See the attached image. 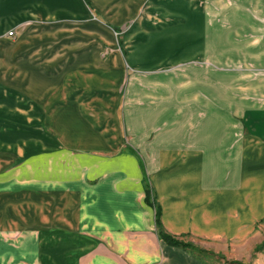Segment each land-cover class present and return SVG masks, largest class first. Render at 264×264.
Instances as JSON below:
<instances>
[{"label":"crops","instance_id":"obj_1","mask_svg":"<svg viewBox=\"0 0 264 264\" xmlns=\"http://www.w3.org/2000/svg\"><path fill=\"white\" fill-rule=\"evenodd\" d=\"M161 3L0 0V36L29 47L0 67L48 131L0 145V264H206L158 237L148 188L162 229L206 251L264 216V88L228 68L236 34L219 41L197 0L187 24ZM166 64L187 76L148 77Z\"/></svg>","mask_w":264,"mask_h":264},{"label":"rangeland","instance_id":"obj_2","mask_svg":"<svg viewBox=\"0 0 264 264\" xmlns=\"http://www.w3.org/2000/svg\"><path fill=\"white\" fill-rule=\"evenodd\" d=\"M160 1H163L161 4L166 9L171 8L173 5L180 6V10L176 11L175 16L185 21L184 24L188 23L189 0H159V2ZM252 1L253 0H197V5L206 13V17L212 21L213 24L211 27L213 28V34L219 41L221 29L229 30L236 34L238 41L234 43H236V49H238L239 53L237 54L234 52L236 57L234 56L233 60H230L228 68L230 70L234 69L235 72H239V76H244L246 87H248L249 84L253 85V83H258L260 84L259 87L263 89L264 70L258 66L261 61H254L252 55L253 52L264 49V41L253 42L254 39L260 38L261 34L259 30L262 29L264 31V3L263 1ZM165 14L172 15L169 11H166ZM242 18L247 23L242 22ZM167 20L164 21L167 22ZM164 21L162 20L160 25L166 26V22ZM238 22L240 25H237ZM222 24H225V26ZM9 33L13 34L9 35ZM18 38L14 30L10 29L4 37L0 36V49H28V45L23 47L18 43ZM162 42H156L154 44L152 41H146L143 44L145 46V50L143 51L145 54L144 57L151 54L152 50L170 51L176 46V43L173 41L170 43ZM125 44L128 51L132 48L133 50L137 48V43L131 42ZM213 44L214 46H218L222 43L214 42ZM230 49H232V47H230ZM242 55H244L243 58ZM148 57L151 59V56ZM160 57L162 58L163 55ZM261 60L263 61L264 58ZM187 66L188 64H182L175 69L172 64H166L164 72L169 74L162 73L163 71L161 72L160 69L157 71L159 74H150L151 76L148 77L158 78L160 76L171 75L170 77L183 80L187 76V74L183 73V71L187 69ZM12 70L11 68L10 71ZM4 71L7 70L0 67V145H19L20 143L28 142L42 143L47 139L48 131L45 129L44 123L38 120L40 118L39 115H35L33 118L31 117L32 120H29L31 119L29 116H25V114L31 113L29 109L33 108L24 100V97L31 100L30 97L23 95L24 89L26 88H18L22 86H19V83L16 81H7V77L12 74L8 73L9 70L7 73ZM144 77H146L144 74H135L134 71H131L129 81L131 78L138 79ZM126 85L125 83L124 88H126ZM10 109L12 110L10 111ZM36 119L37 121H35ZM242 231L243 232L239 235H232L228 239H212L210 247L207 248V252L211 255L203 258V261L206 264H264V216L254 219L252 222H246ZM198 244L200 243L198 242Z\"/></svg>","mask_w":264,"mask_h":264},{"label":"trees","instance_id":"obj_3","mask_svg":"<svg viewBox=\"0 0 264 264\" xmlns=\"http://www.w3.org/2000/svg\"><path fill=\"white\" fill-rule=\"evenodd\" d=\"M144 202L147 206H150L154 209V211H155V225L157 228L158 237L161 240H163L166 244H168L169 246L180 248L184 251H187L202 261H203V258H205L208 255H211L209 252L202 250V249H199L191 243H187V242H184V241L177 239L176 237L166 233L162 229V226L160 223V208L156 204V202L154 200V196H153V194L149 188L146 189Z\"/></svg>","mask_w":264,"mask_h":264},{"label":"built area","instance_id":"obj_4","mask_svg":"<svg viewBox=\"0 0 264 264\" xmlns=\"http://www.w3.org/2000/svg\"><path fill=\"white\" fill-rule=\"evenodd\" d=\"M13 33H9V35H12Z\"/></svg>","mask_w":264,"mask_h":264}]
</instances>
